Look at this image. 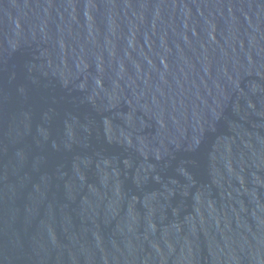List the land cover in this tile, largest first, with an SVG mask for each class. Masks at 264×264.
<instances>
[{
  "label": "water",
  "instance_id": "obj_1",
  "mask_svg": "<svg viewBox=\"0 0 264 264\" xmlns=\"http://www.w3.org/2000/svg\"><path fill=\"white\" fill-rule=\"evenodd\" d=\"M0 264H264V0H0Z\"/></svg>",
  "mask_w": 264,
  "mask_h": 264
}]
</instances>
